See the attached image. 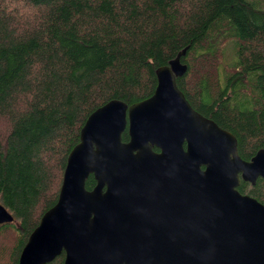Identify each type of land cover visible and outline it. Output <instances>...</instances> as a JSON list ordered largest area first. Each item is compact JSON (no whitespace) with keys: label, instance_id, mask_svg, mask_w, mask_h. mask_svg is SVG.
<instances>
[{"label":"trees","instance_id":"obj_1","mask_svg":"<svg viewBox=\"0 0 264 264\" xmlns=\"http://www.w3.org/2000/svg\"><path fill=\"white\" fill-rule=\"evenodd\" d=\"M186 47L177 89L248 161L264 149V0H0V204L17 222L0 225V264L54 205L88 115L148 98ZM236 190L264 206L263 179Z\"/></svg>","mask_w":264,"mask_h":264},{"label":"water","instance_id":"obj_2","mask_svg":"<svg viewBox=\"0 0 264 264\" xmlns=\"http://www.w3.org/2000/svg\"><path fill=\"white\" fill-rule=\"evenodd\" d=\"M186 49L154 71L148 98L88 115L16 264H264V206L236 190L264 180V149L243 161L190 107L175 84ZM12 221L0 204V225Z\"/></svg>","mask_w":264,"mask_h":264},{"label":"rangeland","instance_id":"obj_3","mask_svg":"<svg viewBox=\"0 0 264 264\" xmlns=\"http://www.w3.org/2000/svg\"><path fill=\"white\" fill-rule=\"evenodd\" d=\"M224 54H223V57H224V63H226V60L229 59V53L226 51V48L223 50ZM13 225L16 226L17 225V222L16 220H14L13 222ZM17 227V226H16Z\"/></svg>","mask_w":264,"mask_h":264},{"label":"flooded vegetation","instance_id":"obj_4","mask_svg":"<svg viewBox=\"0 0 264 264\" xmlns=\"http://www.w3.org/2000/svg\"><path fill=\"white\" fill-rule=\"evenodd\" d=\"M153 151H154V152H157V150H156V149H153Z\"/></svg>","mask_w":264,"mask_h":264}]
</instances>
